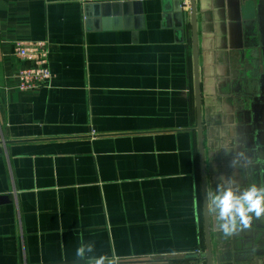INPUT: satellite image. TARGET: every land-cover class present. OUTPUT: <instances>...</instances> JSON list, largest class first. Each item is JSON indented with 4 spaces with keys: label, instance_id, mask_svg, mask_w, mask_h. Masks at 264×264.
Returning a JSON list of instances; mask_svg holds the SVG:
<instances>
[{
    "label": "crops",
    "instance_id": "obj_1",
    "mask_svg": "<svg viewBox=\"0 0 264 264\" xmlns=\"http://www.w3.org/2000/svg\"><path fill=\"white\" fill-rule=\"evenodd\" d=\"M123 1L0 0V264H206L190 17ZM196 4L211 211L254 184L264 0ZM18 42L47 43L48 86L18 87ZM211 233L214 264H264V217L225 237L214 214Z\"/></svg>",
    "mask_w": 264,
    "mask_h": 264
},
{
    "label": "water",
    "instance_id": "obj_2",
    "mask_svg": "<svg viewBox=\"0 0 264 264\" xmlns=\"http://www.w3.org/2000/svg\"><path fill=\"white\" fill-rule=\"evenodd\" d=\"M173 3L176 16L187 21L188 15L190 17V24L192 29V41H193V60H194V77H195V103H196V113H197V127L196 131L198 133V146H199V157H200V167H201V187H202V199H203V218H204V234H205V244L206 251L200 259L204 260L206 264H214L213 257V247H212V233H211V217L214 215L210 211L208 188H207V173L205 166V148H204V129H203V119H202V93L200 84V73H199V50H198V36H197V4L196 0H169ZM114 3L107 4L101 3L99 1L95 3H89L85 7L86 16L88 17V12L92 11L94 8L96 10H102L104 6H112ZM121 13L128 12L130 15L132 13L133 7H136L138 11L142 13L141 4L137 1H123L118 2ZM186 8H188L186 10ZM89 12V13H90ZM142 16V14H141ZM142 19V17H141ZM107 20V19H105ZM144 22V19L142 23ZM143 24H141V27ZM264 82V77H263ZM255 101L253 106V124H252V140H251V152L249 153L256 159L255 165L251 167L253 169V183L258 187H264V85L262 86V91L259 95L252 99ZM252 175V171H250ZM250 217L258 220L255 215ZM261 217H264L262 215Z\"/></svg>",
    "mask_w": 264,
    "mask_h": 264
},
{
    "label": "clouds",
    "instance_id": "obj_3",
    "mask_svg": "<svg viewBox=\"0 0 264 264\" xmlns=\"http://www.w3.org/2000/svg\"><path fill=\"white\" fill-rule=\"evenodd\" d=\"M211 211L217 217L220 231L225 237L234 235L238 230L248 226L249 218L264 215V187L255 184L238 190L231 186L219 188L210 196ZM94 252L93 244L81 243L75 249V256L80 260L89 258ZM94 264H106L104 255L95 256Z\"/></svg>",
    "mask_w": 264,
    "mask_h": 264
},
{
    "label": "built area",
    "instance_id": "obj_4",
    "mask_svg": "<svg viewBox=\"0 0 264 264\" xmlns=\"http://www.w3.org/2000/svg\"><path fill=\"white\" fill-rule=\"evenodd\" d=\"M15 53L20 59L30 62L17 73L18 87L21 90L32 91L49 85L53 74L47 65L48 47L46 42H35L32 46L18 42ZM38 57L43 58L39 59Z\"/></svg>",
    "mask_w": 264,
    "mask_h": 264
}]
</instances>
